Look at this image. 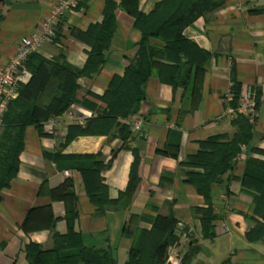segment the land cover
<instances>
[{"label":"crops","instance_id":"obj_1","mask_svg":"<svg viewBox=\"0 0 264 264\" xmlns=\"http://www.w3.org/2000/svg\"><path fill=\"white\" fill-rule=\"evenodd\" d=\"M59 1L0 0V69L16 54L23 37L43 33L45 19ZM138 1L139 9L150 14L162 0ZM216 1L219 7L184 30L189 40L209 54L204 71L193 73L186 92H175L170 84L152 76L146 96L128 118L119 120L120 125H131L142 119L140 133L123 140L120 125H116L109 134L80 135L67 142L71 125L84 127L89 119L107 111L101 97L114 76H124L138 51L142 34L134 27V17L121 8L116 10L117 30L104 52L102 69L77 79L76 100L64 113L50 117L39 128L31 125L25 130L18 175L3 190L0 200V264H28L25 247L31 242L51 249L50 214L60 217L55 231L66 234L67 208L72 206L77 212L74 229L81 233L84 246L108 250L116 264L126 263L131 246V239L123 236L124 225L134 218L130 231L137 227L150 230L158 215L177 220L168 264H181L192 248L197 254L191 264H264V243L247 238L260 218L253 213L252 197L242 191L237 180L248 157L264 160V155L252 151V147L264 149V0ZM106 2L81 0L74 11L61 18L56 37L44 41L38 53L50 60L63 56L75 68L83 69L92 47L79 34L102 24ZM152 42L162 45L156 39ZM235 82L242 87L240 101L255 104L257 117L249 120L254 136L249 145L241 146L235 168L225 176V182L213 188L212 206L219 218L215 238L205 239L202 215L193 209L207 204L185 181L186 173L193 169L181 163L197 153L202 140L237 131L234 118L227 114L234 107ZM177 146L176 157L170 149ZM135 151L139 152L135 168L139 182L130 196L127 190ZM88 155H97V160L110 164L101 175L114 203L107 204L103 214H98L77 168L91 165V159L77 158ZM69 192L75 195V204L70 197L65 198ZM27 216L32 225L42 226L25 231ZM77 251L66 250L64 254Z\"/></svg>","mask_w":264,"mask_h":264},{"label":"trees","instance_id":"obj_2","mask_svg":"<svg viewBox=\"0 0 264 264\" xmlns=\"http://www.w3.org/2000/svg\"><path fill=\"white\" fill-rule=\"evenodd\" d=\"M219 5L216 0H162L150 14H144L139 9L138 0H107L102 24L91 26L86 33L79 34L92 47L83 69L75 68L63 56L50 60L38 52L30 55L26 62L31 73L30 80L20 85L19 97L9 104L3 121L4 132L0 137V200L3 190L18 175L27 126L39 128L50 117L64 113L76 100L79 89L77 79L99 72L104 66V52L111 45L117 30L118 8L134 17V27L141 31L138 51L130 60L124 76H114L108 90L101 97L107 103V111L102 116L89 119L84 127L71 125L67 142L80 135L109 134L116 125H120L119 120L128 118L146 96L147 84L152 76L170 84L175 92H186L193 80V73L197 75L204 71L209 54L189 40L184 30ZM153 39L162 45L153 43ZM241 91V85L235 82L232 100L234 107H238ZM232 123L237 128L234 134H221L202 140L197 153L181 163L193 169L186 173L185 181L196 189L207 204L206 207L193 209L202 215V236L205 239L215 238V221L219 218L212 206L213 188L225 182V176L235 168L234 161L241 146L249 145L254 136L253 124L242 113H238ZM119 132L123 140L129 138L132 135L130 123H122ZM252 151L264 155V149L252 147ZM170 152L177 157L178 146L175 150L170 149ZM135 157L127 190L130 196L135 193L139 182L135 175L139 152L135 151ZM77 158L92 160L90 166L77 168L83 174L86 190L97 206L98 214H103L105 206L114 203L108 198V188L101 175L110 164L97 160V155ZM227 179L234 180L236 177ZM237 180L242 191L252 197L253 213L260 218L255 220L247 238L250 242L264 243V160L248 157L244 172ZM68 197L75 204L76 197L72 192L66 193L65 198ZM50 216L54 246L45 250L38 243H29L25 247L28 264H116L115 257L108 250L84 246L81 233L74 229L77 216L75 206L67 208L66 234H60L54 229L60 217H54L53 214ZM30 222V216H27L23 224L27 232L42 226ZM130 222L123 229V236L131 239L125 264H168L169 247L175 239L177 220L173 216L158 215L150 230L137 227L134 231H130ZM66 250L78 251L64 254ZM196 254L197 249L192 248L185 253L181 264H191Z\"/></svg>","mask_w":264,"mask_h":264},{"label":"built area","instance_id":"obj_3","mask_svg":"<svg viewBox=\"0 0 264 264\" xmlns=\"http://www.w3.org/2000/svg\"><path fill=\"white\" fill-rule=\"evenodd\" d=\"M80 2L81 0H60L45 19L43 33L23 37L18 43L16 54L10 58L6 67L0 69V127L3 126L9 104L19 97L20 85L26 83L31 77V73L26 67L28 58L30 55L39 52L44 41L48 38L56 37V27L61 18L74 11ZM238 113H242L252 122L257 117L255 104L248 101L241 100L238 107H230L227 110V114L233 118ZM51 123L56 124L54 121ZM142 124V119L134 120L131 123L132 134L140 133Z\"/></svg>","mask_w":264,"mask_h":264},{"label":"rangeland","instance_id":"obj_4","mask_svg":"<svg viewBox=\"0 0 264 264\" xmlns=\"http://www.w3.org/2000/svg\"><path fill=\"white\" fill-rule=\"evenodd\" d=\"M4 130H2V127H0V137L3 136Z\"/></svg>","mask_w":264,"mask_h":264}]
</instances>
